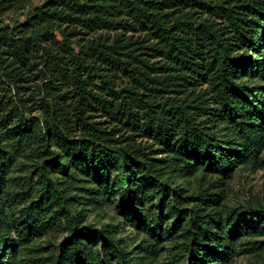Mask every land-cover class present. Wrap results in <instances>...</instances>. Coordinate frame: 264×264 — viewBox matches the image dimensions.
Listing matches in <instances>:
<instances>
[{
  "label": "rangeland",
  "instance_id": "rangeland-1",
  "mask_svg": "<svg viewBox=\"0 0 264 264\" xmlns=\"http://www.w3.org/2000/svg\"><path fill=\"white\" fill-rule=\"evenodd\" d=\"M81 1L97 6L83 12L71 0H0V27L8 29L0 34V148L7 151L0 208L12 243L0 264H121L106 254L108 235L122 239L135 264H189L190 224L206 213L203 243L214 250L226 243L231 252L216 264H264V212L256 211L264 209V147L223 166L212 164L205 150L196 158L191 151L188 174L179 169L186 162L173 158L191 126L217 139L220 152L246 142V132L216 115L221 59L211 33L228 44L231 57L264 58L263 47L243 45L242 28L229 17L264 31L261 0ZM156 16L173 27L171 33ZM241 63L234 78L264 99V75L245 74ZM27 119L41 123L34 133L39 138L22 151L18 129ZM60 139H78L88 153L101 150L108 158L127 155L129 177L148 185V219L159 221L162 233L128 215L120 166L109 168L108 188L82 169L64 173L52 163L57 155L73 160ZM46 170L65 199L45 181ZM203 196L219 200L198 213ZM35 202L52 218L44 228L30 214ZM73 221L79 229L94 228L84 229L94 259L80 263L68 249Z\"/></svg>",
  "mask_w": 264,
  "mask_h": 264
},
{
  "label": "trees",
  "instance_id": "trees-1",
  "mask_svg": "<svg viewBox=\"0 0 264 264\" xmlns=\"http://www.w3.org/2000/svg\"><path fill=\"white\" fill-rule=\"evenodd\" d=\"M71 1L73 6H76L78 10L83 12H89V10L94 8L95 5L97 6V3L89 4L87 2H82L81 0ZM157 2L158 1L156 0L154 1V3ZM104 5L108 6L107 4ZM260 5L264 9V0L260 1ZM229 17L234 19L235 25L242 28L241 30H238V32L242 42H244V46L251 48H264V31H262V29H254L250 25H240L239 19H237L236 16L229 15ZM156 18L164 30L167 33H171L173 27L165 24L160 17L156 16ZM249 20L252 22V19ZM204 24L205 23L201 25L204 26ZM7 30L8 29L6 28L0 27V34L5 36L8 33ZM211 34L215 39V58L221 59L216 82L218 87V97L220 99L218 102L220 105L217 108L219 112L216 113V115H220L221 120L225 121L230 128L234 127L240 131L246 132L247 140L244 144L239 145L236 150L226 148L224 152H220L218 151L220 146L217 145L216 141H212L217 139L205 136L204 134L195 131V128L191 126L185 132L187 135H185L182 140L177 141L180 143L175 149L178 155H174L173 158L176 161H185V157L189 156L191 151H193L196 158V155L201 154L202 151L205 150V153L210 155L208 158L212 164L223 166L228 158H240L243 156L251 157L254 154H258L264 147V133L261 131V128L264 125V99L256 97L249 87H246L243 83L237 82L233 75V73H235L234 67L239 60H242L241 71H244L245 74L264 75V58L252 59V55L246 54H243L241 57H231L228 44L219 40L213 32ZM97 48L101 52H104L101 45H98ZM108 56L110 55L108 54ZM185 62L190 68L195 70L198 69L195 63L189 61ZM185 122L186 126L190 125L189 120H185ZM22 124L23 127H19L18 129L20 148H22V151H26L32 146V142H35L36 139L39 138L38 135H35L34 133H36V128L39 127L41 123H36L33 119H27L25 122H22ZM166 134L168 135V133ZM40 137L48 139V136L44 131H41ZM58 142L64 151L68 154L74 155L72 161H69L67 158L61 159L59 155L52 157L51 162L58 165L64 173H67L68 169L72 167L74 169L77 168L78 170L82 169L90 176V180H95L96 183H108L107 187L110 188L108 181V178L110 177L109 168L111 166H120L122 177L126 183L123 191H121V196L124 204L128 208V215L132 220H137L138 226H142V224L146 226L149 224L156 232L159 234L162 233L163 227L161 226V223L153 219H148V207L145 204V196L150 191L148 185L141 186L137 180L134 181L132 177H129L127 155L119 154L108 158L106 155L102 154L101 150L96 153L95 149L91 153H88L84 143L78 139H67L65 141L60 139ZM212 149H215L217 153H211L213 151ZM67 153L66 155H68ZM6 157L7 151L0 148V170L6 166ZM185 162L186 165L184 167L180 165L179 169L183 172H187L184 174H188L194 167V163L189 161ZM44 179L49 185L55 187L57 194H59V198L65 199L62 191L57 187V182L52 179L47 170L44 173ZM158 184L159 183L156 182L155 185ZM112 187L116 191L120 190L115 187V184H113ZM162 193H165V190H163ZM211 199L212 198L205 196L201 197L203 207H200L198 213L202 208L205 206L207 207L210 202L219 200L213 199V201H211ZM29 211L33 218V222L39 228H44L48 224L47 222L52 220V218L46 219V208L41 202L32 203ZM256 211L263 213L264 209L258 208ZM206 214H203V216L198 214L190 224L188 236L191 240L192 252L189 257V264H216L224 261L230 256V247L226 243H221L217 250H214L203 243L208 231L207 228L210 224L209 220L203 218ZM73 225H75V227L77 226L75 221H73ZM76 228L74 229V234L72 233V236L68 239V242L71 243L70 245L73 246H69L68 249H71L78 262L84 263L86 260L94 259L92 252L84 246L86 242V232L84 229H89L91 232H94V228L90 226L84 227L83 229ZM8 230L9 223L7 215L5 211L0 208V250L1 247H3L2 253H0V260L2 254H4V252L7 251V248L12 244L11 241H8ZM31 232L32 230L28 229L26 234L31 235ZM73 237H76L77 240L74 241ZM106 240L109 241L108 251L106 252L107 255L116 259L121 264H135L128 257L129 251H127L126 246L122 244V239H116L108 235L106 236ZM153 246L149 245L146 247L153 249ZM146 247L142 248L144 249ZM66 251L67 250H65V253ZM62 258L65 259V261H68L65 254L62 255Z\"/></svg>",
  "mask_w": 264,
  "mask_h": 264
}]
</instances>
